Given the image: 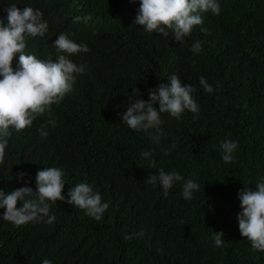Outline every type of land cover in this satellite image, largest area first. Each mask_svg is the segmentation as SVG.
Listing matches in <instances>:
<instances>
[{"label":"trees","instance_id":"16d2710c","mask_svg":"<svg viewBox=\"0 0 264 264\" xmlns=\"http://www.w3.org/2000/svg\"><path fill=\"white\" fill-rule=\"evenodd\" d=\"M139 3L0 0L5 23L12 4L39 9L47 23L55 16L44 37L26 36V54L41 60L65 54L54 48L61 32L89 49L68 56L86 67L61 103L31 127L10 128L0 189L35 191L36 172L57 167L64 172L65 201L48 202L56 217L51 224L45 217L16 227L0 216V264H42L45 258L52 264H264V251L241 236L237 220L238 191L245 185L255 190L264 178V0H218L219 14L200 13L203 23L183 42L171 30L164 37L133 23ZM195 42L202 45L199 53L191 51ZM173 73L195 89L199 112L185 110L180 119L161 113L164 135L154 143L121 114L133 87L147 101V90ZM201 76L212 93L200 85ZM226 139L238 142L231 163L222 159ZM143 151L152 152L156 169L148 168ZM161 168L194 179L199 191L185 200L180 181L165 197L158 183H147ZM82 182L109 204L100 220L66 203L70 188ZM218 231L224 233L220 247L213 239Z\"/></svg>","mask_w":264,"mask_h":264},{"label":"clouds","instance_id":"9594fccd","mask_svg":"<svg viewBox=\"0 0 264 264\" xmlns=\"http://www.w3.org/2000/svg\"><path fill=\"white\" fill-rule=\"evenodd\" d=\"M5 10L7 22L0 18V163L4 159L7 138L11 136L10 128L20 132L31 127L38 117L51 113L52 105H59L73 90L76 74H83L85 71V65L74 63L68 56L89 51L86 44L78 43L76 39L61 32L54 41V48L65 54L58 55L55 60L52 58L41 60L34 54H26V36L44 37L48 29H52L55 16L47 23L43 13L30 5L12 4ZM204 12L218 15L220 12L218 0H140L133 23L143 26L148 33L155 32L164 37H167L171 30L173 39L183 42L185 37L191 35L195 26L203 23L200 13ZM80 19L79 16L75 17V21ZM202 31L206 32L207 29ZM201 49L200 42H195L191 46L194 53H199ZM17 54L18 60L13 67ZM167 81L159 83L155 89H148L147 101L139 98V90L133 87L127 110L121 114L122 122L136 132L143 131L154 143H159L164 135L161 128L163 124L161 113H168L180 119L185 110L197 114L199 112V107L192 96L195 89L191 85H182L175 73L171 74ZM199 83L205 92L214 91L203 76L199 77ZM157 102L158 108L153 106ZM48 124L54 127L55 121L49 120ZM41 135L46 137L47 132L41 130ZM174 147L175 144H172L171 148ZM237 147L238 142L224 140L220 145L222 159L231 163ZM164 154L169 155L170 149L165 150ZM141 155L149 160L148 168L156 169L155 161L150 159L151 151H143ZM23 176V173H18L17 179H22ZM63 177L64 172L60 168H41L36 172L35 191L27 186L7 193L0 189V208L4 209L0 216L16 227L29 222H39L45 217L46 223H53L56 217L50 215L48 202L65 201L62 192L66 181ZM180 181H183V198L191 200L193 193L199 191V185L194 179L184 180L178 172H166L162 168L147 178V183L159 184L165 197L169 189ZM237 198L241 208L237 213L241 236L251 242L254 250L264 251V178L255 185V190L245 185L238 191ZM66 203L84 210L96 220H100L109 208V204L102 201L101 195L83 182L70 188ZM223 235V231L213 233L217 247L222 246ZM42 264L52 262L45 258Z\"/></svg>","mask_w":264,"mask_h":264}]
</instances>
